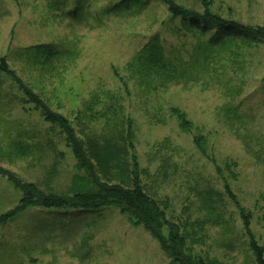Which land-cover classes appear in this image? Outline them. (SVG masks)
<instances>
[{"label":"rangeland","instance_id":"374dc122","mask_svg":"<svg viewBox=\"0 0 264 264\" xmlns=\"http://www.w3.org/2000/svg\"><path fill=\"white\" fill-rule=\"evenodd\" d=\"M120 1L0 0V59L18 71L28 68L21 56L28 49L71 50L72 60L61 73L36 78L31 67L25 69L22 76L31 89L72 122L78 137L75 115L83 104L94 93L115 95L133 121L140 184L166 203L171 222H204L205 244L194 253L221 264H254L237 208L249 214L250 230L264 246V45L250 47L244 58L216 60L198 84L139 88L127 64L154 34L176 44L168 31L179 21L162 25L170 20L160 0H151L139 16L103 10ZM173 1L202 10L201 0ZM209 1L226 21L264 28V0ZM237 64H243L241 72L232 67ZM23 101L12 78L0 75V168L7 172L0 175V215L21 199L9 175L49 193L69 194L80 174L64 136ZM174 108L187 114L190 132L180 129ZM89 128L95 132L102 126ZM194 135L204 138L206 154L196 148ZM15 143L26 146L16 149ZM162 248L112 206L96 212L32 207L0 227V264H172Z\"/></svg>","mask_w":264,"mask_h":264},{"label":"trees","instance_id":"16d2710c","mask_svg":"<svg viewBox=\"0 0 264 264\" xmlns=\"http://www.w3.org/2000/svg\"><path fill=\"white\" fill-rule=\"evenodd\" d=\"M80 1L82 0H78L79 4ZM160 1L167 6L170 20L162 22V25L171 27L176 20L179 21L177 26L168 31L176 37L177 43L169 42L166 35L160 36L157 33L143 44L127 64L129 78L135 80L139 88H148L153 83H159L161 87L178 83L184 87L198 84L204 80V76L209 73V66L215 64L216 60L244 58L250 47L264 45V28L244 26L222 19L213 12L209 0H201V11L185 9L176 5L173 0ZM150 2L151 0H121L117 6H108L103 10L114 13L123 9L139 16ZM56 48L55 45H43L23 52L21 56L29 62L28 68L31 67L33 77L44 78L54 72L61 73V66L65 61L72 60L71 50ZM237 66L232 67L241 72L243 64ZM28 68L17 71L5 58L0 59V75L11 77L24 96V104L33 106L45 123L60 131L72 151L80 174L73 177L69 194L49 193L35 183L25 184L9 175L10 183L21 192V199L13 210L0 215V227L32 207L96 212L112 206L161 243L165 254L172 258V264H221L216 258L201 257L194 253L195 246L205 244L204 222H171L166 217V203L158 202L140 184L133 121L124 115L119 99L109 91L103 95L94 93L76 112L82 136L78 137L72 122L49 109L43 98L28 85L29 80L22 76ZM114 75L126 85L125 79L120 78L117 72ZM30 77L32 78L31 74ZM171 115L177 119L181 130L191 131L192 123L187 114L174 108ZM96 125H101L102 128L92 132L89 127ZM193 142L202 155L206 154L202 136L194 135ZM24 146L25 143L14 144L20 150ZM206 158L214 161L208 155ZM6 173L0 168V175ZM219 174L221 175L220 172ZM225 190L228 194L231 192L227 183ZM211 197L212 193H209L205 198L209 202ZM232 199L236 202L233 195ZM208 202L204 206L212 211ZM235 206L237 207L236 203ZM237 210L248 239L244 246L251 254L254 264H264V246L258 244L250 230V216L246 210ZM164 232H169L167 238L164 237Z\"/></svg>","mask_w":264,"mask_h":264}]
</instances>
